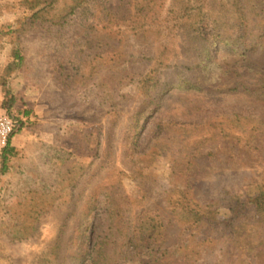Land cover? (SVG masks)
I'll list each match as a JSON object with an SVG mask.
<instances>
[{"label": "rangeland", "instance_id": "1", "mask_svg": "<svg viewBox=\"0 0 264 264\" xmlns=\"http://www.w3.org/2000/svg\"><path fill=\"white\" fill-rule=\"evenodd\" d=\"M97 1L127 17L135 13L136 0ZM163 1L165 6L171 2ZM90 2L65 25L40 22L23 29L30 3L0 0V73L6 72L8 79L7 87L0 82V111L9 112L5 103L12 95L17 111L32 110L14 139L18 150L6 172L1 171L0 147V264H60L88 234L93 240L102 236V201L111 184L129 196L132 209L126 217L132 228L145 211L159 212L166 226L159 241L162 252L177 247L197 216L180 218L174 212L171 198L179 193L173 192L175 182L191 184L196 206L206 197L244 191L249 183L264 180V94L227 90L233 80L207 82L214 77L210 74L201 79L207 82L203 89L162 87L149 110L143 107L145 113H137L143 123L144 162L140 172L131 168V111L145 94L139 81L122 84L117 106L110 102L109 67L114 60L108 42L114 40L98 21V6ZM17 48L24 55L20 65ZM142 64L135 62V69ZM196 74L200 79L203 73ZM122 91L137 95V100L127 102ZM241 115H248L242 118L253 126L246 133L238 128ZM188 162L189 169L184 165ZM29 207L42 212L31 216L25 212ZM246 211L254 213L256 206L248 205ZM25 221L32 223L28 234ZM240 227L244 232L253 229L248 222ZM120 264L143 263L139 256L124 253Z\"/></svg>", "mask_w": 264, "mask_h": 264}, {"label": "trees", "instance_id": "2", "mask_svg": "<svg viewBox=\"0 0 264 264\" xmlns=\"http://www.w3.org/2000/svg\"><path fill=\"white\" fill-rule=\"evenodd\" d=\"M27 1L31 11L22 20L20 27L23 29L40 22L65 25L81 5L87 8L90 2ZM93 2L98 6V21L114 40L108 42L111 60H114L109 67L110 102L117 106V91L122 84L139 81L145 94L143 102L131 111L135 121V132L130 135L133 139L127 146L131 168L140 172L144 162V145L140 140L143 123L137 113H145L144 108L149 110V105L157 100L154 94L162 87L172 85L198 90L207 82L233 80L225 87L227 90L244 89L264 94V0H171L166 6L163 0H136L135 13L128 17L100 1ZM135 45L139 47L134 48ZM15 55L20 65L24 55L19 48ZM135 62L143 64L135 69ZM210 65H214L211 70L208 69ZM95 66L90 65L91 75ZM198 71L203 73L200 79ZM208 74L214 77H209L207 82L201 80ZM84 75L83 71L81 76ZM0 82L7 87L6 72L0 73ZM6 90L11 94L10 88ZM122 95L127 102L128 99L131 103L137 100L135 94L122 91ZM15 103L13 95L5 103L16 125L7 145L2 148V172L8 170L10 157L18 150L14 137L24 130L26 118L32 113L31 109L17 111ZM242 117L249 116H238V128L246 133L253 126ZM184 165L191 168V162ZM110 187L111 192L102 201L106 209L105 232L96 240L88 234L60 264H120L124 253L132 258L139 256L143 264H264V180L249 183L244 191H223L206 197L196 206L189 191L191 184L183 187L175 182L173 192L179 193L171 198L174 212L180 218L196 212L197 216L192 231L177 247L162 252L159 241L165 235L166 226L159 212L145 211L132 228L126 217L132 209L129 196L118 191L114 184ZM251 204L256 206V211L247 213V206ZM37 208L29 207L25 212L36 216L42 212ZM246 222L252 223L251 231L244 232L240 227ZM22 226L27 227L28 234L32 223L25 221Z\"/></svg>", "mask_w": 264, "mask_h": 264}, {"label": "built area", "instance_id": "3", "mask_svg": "<svg viewBox=\"0 0 264 264\" xmlns=\"http://www.w3.org/2000/svg\"><path fill=\"white\" fill-rule=\"evenodd\" d=\"M16 120L7 111H0V147L7 145L14 131Z\"/></svg>", "mask_w": 264, "mask_h": 264}, {"label": "crops", "instance_id": "4", "mask_svg": "<svg viewBox=\"0 0 264 264\" xmlns=\"http://www.w3.org/2000/svg\"><path fill=\"white\" fill-rule=\"evenodd\" d=\"M20 133H18L15 137H14V139L15 140H18L17 138H18V135H19Z\"/></svg>", "mask_w": 264, "mask_h": 264}]
</instances>
